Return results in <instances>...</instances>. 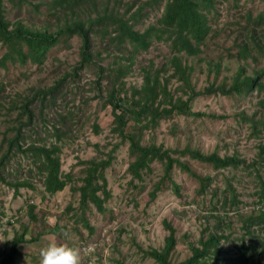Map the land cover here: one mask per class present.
<instances>
[{"label":"rangeland","instance_id":"obj_1","mask_svg":"<svg viewBox=\"0 0 264 264\" xmlns=\"http://www.w3.org/2000/svg\"><path fill=\"white\" fill-rule=\"evenodd\" d=\"M50 1L5 0L7 15L12 21L24 19L29 26L38 29L49 26L50 32H55L58 27H64L67 20L83 17L88 21L90 17L97 18L113 10L117 14H125L131 7L129 18L134 7V10L139 9L148 0H96V4L82 3L77 6L76 13L68 15L60 5L56 6L57 10L52 8ZM241 2L245 7L229 8V1L217 0L216 9L210 13L212 26L219 30V37L209 47L204 46L199 57L189 58V63L197 68L192 82L198 91H205L213 82L217 85L224 80L232 82L240 66L245 65L247 73H253L255 67L264 65L263 57L258 62L247 60V66L244 61L230 59V54L239 49L236 45L238 32L231 33V28L238 29L234 19L245 22L241 13L251 11L257 15L264 12V0ZM163 11L164 1L158 0L152 6L147 4L145 12L138 17L137 28L142 31L149 28ZM109 21L94 29V36L99 37L94 42L97 66L94 64L77 70L82 60V39L79 35L60 37L47 53L43 64L30 60L27 64L9 62L7 68L0 66V156L7 149L5 135H13L8 127L18 120L23 100L33 96L39 88L52 86L60 78L69 74L73 76L76 70L78 72L65 86V92H72L68 94L67 106L61 100L58 105V111L73 112L78 123L74 127L76 137L71 141L66 138L61 143L62 170L73 175V180L63 190L50 194L45 191L41 176L30 159L12 160L5 179L12 182L29 180L34 187L28 184L19 189L5 180L0 181V263L9 252L14 238L28 232L27 242L21 245L22 252L13 264H39L40 248L53 241L80 249L81 264H159L148 251L165 245L170 234L168 221L176 228L174 260L180 261L192 255V243H199L209 231L216 230V226L221 228L225 225L217 220L224 213L219 214L216 204L212 203V189L202 195L201 181L177 165L171 173V180L179 185V194L165 178L167 170L160 161L152 165L151 172H145L144 181L131 175L129 168L136 156L131 152V142L123 141L111 131L114 125L113 107L106 101L115 81V69L129 64L128 59L135 49L130 43L129 49L124 50L111 45V33L117 26H111L112 30L106 28ZM169 51L167 43L155 38L151 48L136 53L134 68L126 78V87L130 92L134 85H143L144 68L153 66V62L152 71L161 68L167 62ZM6 52L7 48L0 45V60ZM219 61L223 64L222 73L215 80L216 72L209 70ZM99 67L104 68L103 73H100ZM172 73L170 71L163 76ZM97 82L101 87L97 86ZM181 84L175 77L170 83L177 95L184 94L176 89ZM192 109L208 112L211 116L186 117L177 113L160 123L157 129H148L144 144L164 146L173 157L188 163L193 174L213 176V184L220 192H227V185L231 186L237 204L231 211L228 208L227 231L217 229L220 234H226L222 240L223 252L214 254L212 257L215 258L211 257L208 264H222L221 259L228 255L235 258L232 264H241L237 259L240 255L237 247L241 242H264V221L257 209V204L264 203V166L251 165L257 161L258 145L260 139H264V90L256 88L248 95L202 94L194 100ZM53 110L57 111L56 108L46 109L45 118L37 120L44 141L55 139H50L49 135L54 129ZM25 120L28 118L25 117ZM254 122L260 128L257 133ZM131 131L129 129L127 133ZM37 138H41V132ZM190 147L208 155L214 152L223 157L236 155L244 160V164L217 170L213 165L192 159L189 154L183 155ZM111 150H115V159L104 172L111 191L110 198L104 203L105 211L100 212L91 203L85 211L81 210L80 186L84 183L82 175L87 161L101 158ZM164 180L167 182L163 184V189L157 197H153L152 193ZM30 204L36 206L33 214ZM253 218L254 224H249L250 232H247L244 226ZM83 220H87L88 226ZM260 251L262 253L257 261L263 264L264 252L258 246L257 252ZM217 257L221 259L217 260ZM225 262L230 263L229 260Z\"/></svg>","mask_w":264,"mask_h":264},{"label":"trees","instance_id":"obj_2","mask_svg":"<svg viewBox=\"0 0 264 264\" xmlns=\"http://www.w3.org/2000/svg\"><path fill=\"white\" fill-rule=\"evenodd\" d=\"M158 0H148L147 3H142L141 7L136 10L133 8V14L128 17L131 7L125 14H117L115 10L112 12L106 11L103 16L97 18H77L67 20L64 27H58L57 31L50 32V27L46 26L42 29L29 26L24 19L12 21L7 13L5 0H0V45L7 48V52L0 60V66L7 68L9 62H22L27 64L30 60L36 64H43L49 50L55 46L60 37L79 35L82 39V60L77 70H82L85 67H90L95 64V46L94 42L99 39L94 34L97 26L103 22L109 21V26H117L111 33V45L119 49H129L128 43L134 46L135 52L130 59L129 64L121 65L115 69V81L112 82L111 94L108 102L113 107L114 125L113 133L122 137L123 141L131 142V152L136 156L134 162L130 166V173L135 179L145 180V172L152 171V165L156 161L162 162L167 170L165 178L169 180L176 193H180L179 185L171 180V173L174 166L177 165L182 171L192 174L193 177L201 181V191L203 195L210 189L213 192L212 203H215L219 214L223 216L217 217L219 222H223L224 227H217L216 230L209 231L208 235H204L199 243H192V255L180 261L174 260V251L177 245L176 228L170 221L167 222V228L170 229V234L166 238L165 245L162 248H153L148 251V254L154 257L159 264H208L214 254L223 252L222 240L226 238V234H220L219 230L227 231V222L229 221L228 208L231 211L237 204V197L230 185H227V192H220L213 182V176L202 177L198 174H193L186 162H182L178 157H173L170 150H166L164 146H159L154 143L145 145V132L148 129L155 130L163 121L169 120L176 116L177 113L182 116L204 117L211 116L210 113L193 111L192 105L194 100L202 94H223V95H248L252 91L264 90V65H260L253 69V73H247L245 65L240 66L233 76L232 82L226 80L218 84L211 83L206 87L205 91H198L197 86L193 85L192 75L195 71V66L189 63V58L199 57L203 53V47H209V44L218 39L219 30L212 26L210 13L212 9H216L217 0H161L164 1L163 14L145 30H140L136 26L139 22L138 17L141 16L147 9V4L153 5ZM229 1V8L242 7L241 0H225ZM96 0H51L49 5L56 8L60 5L66 15L68 13H76L77 6L82 3L96 4ZM36 4V8H38ZM57 6V7H56ZM244 6V5H243ZM245 7V6H244ZM239 18L234 19L235 26L238 29H232L231 33L238 32L236 45L239 47L235 54H230V59H236L238 62L247 60L258 62L260 57L264 58V12L254 15L251 11L241 13ZM117 33V35H115ZM232 35V34H231ZM104 37V36H103ZM162 40L170 47L169 55L166 56L167 62L158 70L152 71L155 63L150 67H145L143 72V85H134L132 92L126 87V78L132 72L135 63V55L141 50H148L154 44V39ZM212 65V64H211ZM222 62L219 61L215 66L210 67L209 72H216V79L222 73ZM257 65V64H256ZM77 70L73 76L66 75L55 82L52 86L39 88L33 96L26 98L22 103V111L19 114L18 120L14 121L8 127L13 132V135L7 137V149L0 156V181L5 180L20 189V187L28 185L34 187L29 180L16 181L6 180V170L12 160L30 159L35 165L38 174L43 181V187L46 192L55 194L65 188L70 181L73 180V175L65 173L62 170L61 152L63 151L62 142L64 139L73 140L76 135L74 127L77 123L74 120L73 112H61L58 105L59 100L63 103L68 102V94L65 92V86L69 79H74L77 75ZM100 73H103L104 68L99 67ZM173 71L171 75L163 76L165 73ZM177 78L182 84L176 89L181 90L184 94H175L170 87L173 78ZM97 86L101 87L100 82ZM124 94V95H123ZM74 95V94H73ZM184 96H187L186 98ZM1 105V104H0ZM52 126L54 129L49 133L50 139L44 141L42 131L37 126L39 118H45L46 109H54ZM65 110V108H64ZM25 117L28 120H25ZM254 131H259L257 123L254 122ZM263 127V126H262ZM132 130L127 133V131ZM41 138H37L40 135ZM39 139V140H38ZM258 145L257 161L251 164L253 167L264 166V139H260ZM99 148V146H97ZM115 150H111L101 158H94L87 161V168L83 172V184L80 186L81 193V210L90 207L94 204L96 209L104 212L105 200L111 196V191L106 181L104 172L108 169L114 159ZM189 154L194 160L213 165L217 170L227 169L230 167L237 168L244 164V160L240 157L221 156L219 152H214L210 155L204 154L200 150L186 149L183 155ZM21 164V163H20ZM31 170V168H30ZM149 174V173H148ZM261 176H259L260 179ZM164 180L160 183L156 190L152 193L153 197H157L160 190L163 189ZM264 188V185H263ZM103 193V196L101 193ZM32 214L36 211V206L30 204ZM257 209L264 221V203L257 204ZM37 220V216H34ZM87 224V220H83ZM250 223L245 224L244 228L250 232L249 224H254L255 219H251ZM88 226V224H87ZM27 234L25 232L21 236H16L11 244V248L6 253L5 259L0 264H13L21 254V245L27 242ZM261 246L264 252V242L259 241L247 244L245 241L238 245L239 249L238 260L241 264H259L257 261L258 255L262 252H257V247ZM251 250V253H249ZM215 258V257H212ZM221 257H217L220 260ZM230 261L226 263L225 261ZM235 258L228 255L221 259L222 264H232ZM264 264V263H263Z\"/></svg>","mask_w":264,"mask_h":264},{"label":"clouds","instance_id":"obj_3","mask_svg":"<svg viewBox=\"0 0 264 264\" xmlns=\"http://www.w3.org/2000/svg\"><path fill=\"white\" fill-rule=\"evenodd\" d=\"M39 264H81L80 249L49 242L39 250Z\"/></svg>","mask_w":264,"mask_h":264}]
</instances>
